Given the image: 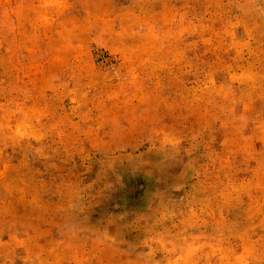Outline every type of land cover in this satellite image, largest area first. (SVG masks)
I'll return each instance as SVG.
<instances>
[{"label":"rangeland","instance_id":"1","mask_svg":"<svg viewBox=\"0 0 264 264\" xmlns=\"http://www.w3.org/2000/svg\"><path fill=\"white\" fill-rule=\"evenodd\" d=\"M0 264H264V0H0Z\"/></svg>","mask_w":264,"mask_h":264}]
</instances>
